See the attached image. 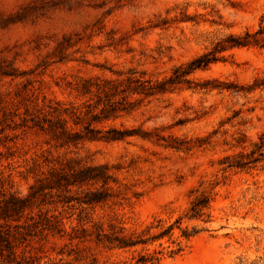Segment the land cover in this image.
Returning <instances> with one entry per match:
<instances>
[{
  "label": "rangeland",
  "instance_id": "obj_1",
  "mask_svg": "<svg viewBox=\"0 0 264 264\" xmlns=\"http://www.w3.org/2000/svg\"><path fill=\"white\" fill-rule=\"evenodd\" d=\"M247 31L264 37V0H0V199L27 194L67 160L107 164L112 176L90 187L108 189L103 202L55 195L35 205V218L53 216L62 231L31 236L19 255L36 264H136L140 254L157 264H264V46H218ZM210 51L217 59L188 82L121 91L128 78L156 83ZM98 85L116 86L123 110L72 117L73 108L100 112L108 97L96 106ZM58 114L83 134L89 123L129 132L64 142L37 124ZM240 154L258 160L228 166ZM202 194L207 207L190 217ZM169 225L170 234L130 248L96 239L97 231L151 236Z\"/></svg>",
  "mask_w": 264,
  "mask_h": 264
},
{
  "label": "trees",
  "instance_id": "obj_2",
  "mask_svg": "<svg viewBox=\"0 0 264 264\" xmlns=\"http://www.w3.org/2000/svg\"><path fill=\"white\" fill-rule=\"evenodd\" d=\"M262 33L259 31L256 34H251L248 31L243 36L229 35L223 42H219L220 49L233 47V46H247L251 44H260L264 46V37H258L257 34ZM225 42V43H224ZM217 59L215 51L202 54L197 58L190 61L185 66H179L175 68L172 75L168 78L160 80L156 83H151L149 80H142L141 78L131 77L127 79L126 85L122 88V92L130 91L132 93H147L153 94L156 91H166L172 88L174 85L188 82L186 76L195 70L205 69L212 62ZM122 86V83L119 84ZM118 86V87H119ZM112 90L110 87L97 86L96 88V106L100 104L99 99L102 94L107 98V101L103 104V108L99 113L94 112L92 109H87L83 113L78 108H73L69 111V114L80 119L84 114H90L92 120L98 117L107 118L118 110L123 108L116 105V101L112 99L117 93V88ZM91 87H87L90 91ZM109 90V91H108ZM91 104H88V107ZM94 106V107H96ZM66 108L64 112H68ZM58 109H55L57 112ZM60 112V111H58ZM67 114V113H66ZM42 120L37 124L40 127L47 126V129L54 133L56 138H63L64 142H72L82 138H104V139H121L125 137L129 131L119 130L117 128H110L106 131L95 129L91 124L85 126V134L82 131L73 130L67 126V122L58 114L56 117L44 115ZM77 123V121H76ZM264 148V142L258 146V151L262 155ZM254 153V152H253ZM227 157L226 159H228ZM258 159L253 157H244L240 154L237 157L228 160V166L245 168L250 164L256 162ZM112 178L109 173V166L107 164H81L79 161L67 160L65 165L57 168L52 167L43 177H38L35 182L30 185L29 191L25 195L19 193L3 194L0 199V258L7 264H36V260L28 258L24 255H19L18 247L20 244L28 242L31 236L43 233H60L62 231L59 220L53 216H43L41 211H38L35 218L32 214L33 207L39 206L42 203H50L54 201V196H58L62 202L71 203L74 199H78V202L83 204H95L103 202L109 196L108 189H101L98 187L90 188L98 183L102 185L108 184ZM76 187L81 190L83 196H75L72 193V188ZM81 197V198H80ZM209 202L208 195L202 194L192 201L190 206V217H200L203 214V210L207 207ZM24 218V220H23ZM173 229V225H169L167 228L161 230L157 234L151 236H145V234H138L136 236H125L118 234H108L106 232L97 231L96 239L98 242L107 243L117 247H135L138 244H147L150 241H154L161 237L170 234ZM187 236V235H186ZM74 236L71 238H75ZM61 254L64 251H60ZM70 256V252L67 253ZM80 257V258H79ZM76 257L77 260H82V255ZM49 264V263H40ZM52 264H73L71 261H65L60 258L57 262ZM136 264H157V258L152 255L140 254L136 261Z\"/></svg>",
  "mask_w": 264,
  "mask_h": 264
}]
</instances>
